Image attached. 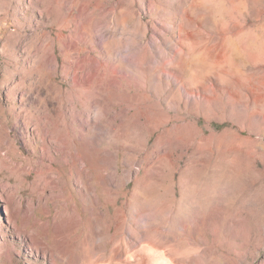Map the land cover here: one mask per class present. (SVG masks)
<instances>
[{"label":"rangeland","instance_id":"obj_1","mask_svg":"<svg viewBox=\"0 0 264 264\" xmlns=\"http://www.w3.org/2000/svg\"><path fill=\"white\" fill-rule=\"evenodd\" d=\"M105 27L140 59L139 88L127 98L83 80L92 55L104 53V35L91 51L87 33ZM163 71L202 98L189 103ZM44 108L54 135L74 133L77 147L90 136L93 158L115 160L122 184H101L106 165L92 173L99 201L88 221L61 170L65 200L83 217L65 241L73 256L97 227L90 264H264V0H0V146L15 160L31 164L23 137L48 123ZM4 128L17 131L21 155L3 144ZM47 174L0 163L24 198H48L47 182L35 186ZM3 205L0 248L13 251L0 264H50L29 256ZM48 207L36 218L62 209Z\"/></svg>","mask_w":264,"mask_h":264},{"label":"bare ground","instance_id":"obj_2","mask_svg":"<svg viewBox=\"0 0 264 264\" xmlns=\"http://www.w3.org/2000/svg\"><path fill=\"white\" fill-rule=\"evenodd\" d=\"M118 33L119 30L116 27H105L87 33L91 51L97 46L98 36L104 35L101 38L104 44V53L97 54L93 50L96 55L93 54L91 57V51L87 52V55L91 57V65L83 76V80L91 78L88 88L95 87L98 80L100 85L105 84V87L115 95L127 98L132 92L128 89L137 90L139 88L142 70L141 67L137 68L140 64V59L135 55L136 51L133 49L126 53L121 45L122 34ZM110 42H114L116 47H108L107 44ZM150 44L153 46L155 42L152 41ZM135 60H137V63ZM162 75L166 80L172 82L175 89L189 103L194 104L202 98L199 92H188L174 72L163 71ZM135 96L136 94L132 97ZM122 111L127 112L128 109ZM44 118L47 119L48 123L43 125L44 128L43 126L39 128L35 127L32 139L31 137H23L24 144L28 147V157L25 159L31 162V164L15 160L10 156V152L1 146L0 163L2 169L10 173H34L42 175L48 172L44 178H39L35 181L38 191H42V187L46 182L51 187L48 198L42 196H39L37 199L32 197L24 198L20 194V185L11 184L0 175V200L4 204L3 210L15 234L23 239L25 248L29 251V256L41 257L50 264H90L93 254L91 251H88V246L98 243L96 241L98 240L97 227H90V233L82 239L80 244L82 253L80 255L73 256V248L65 246L68 235L83 222V217L78 212L76 203H72L69 206L68 201L65 200L64 191L59 187L61 170L65 166L67 167V182L71 188L73 187V192L78 196L82 205V212L88 217V221H90V217H94L95 215V208L99 201L96 186L92 182V173L97 171L103 172L104 166H108L109 171L105 175L100 176V182L104 187L109 185L117 188L122 184L116 179L118 178L116 162L115 160L111 162H107L104 159L95 160L92 154V140L88 135L81 136L79 139L81 142L80 147H77L75 143L76 138L74 133L65 136L54 135L49 128L52 117L47 108L41 120H44ZM22 125V128L27 130V124L23 123ZM81 126L87 129L89 127L88 121L83 120ZM22 128L19 127L17 131L21 136H24ZM17 131L11 134L8 128H4V139L2 142L14 154L21 155L20 149L16 145ZM49 146L53 147L55 155L51 154ZM106 153L109 154L110 151H106ZM37 154L39 155L36 157ZM55 164L59 167L54 168ZM126 173L127 178L130 176V173ZM49 201H52L54 206L60 205L62 209H55L51 220L42 222L36 218L35 210L41 206L44 214H49ZM31 221L34 225H38V230L34 228L28 230ZM50 227L54 236V241L51 244L46 241ZM11 250L10 248L9 250L2 251L0 248V259L4 255H7L9 261H11L10 255L13 251Z\"/></svg>","mask_w":264,"mask_h":264}]
</instances>
